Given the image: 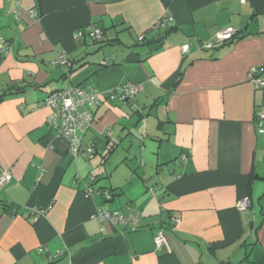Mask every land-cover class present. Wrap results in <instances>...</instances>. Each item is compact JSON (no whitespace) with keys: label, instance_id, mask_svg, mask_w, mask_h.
<instances>
[{"label":"crops","instance_id":"obj_1","mask_svg":"<svg viewBox=\"0 0 264 264\" xmlns=\"http://www.w3.org/2000/svg\"><path fill=\"white\" fill-rule=\"evenodd\" d=\"M92 26L102 42L76 41ZM229 27L240 39L204 48ZM0 37L14 43L0 52V93L23 88L0 103V170L13 175L0 264H264V88L249 79L264 75V0H0ZM60 53L73 70L53 66ZM68 84L140 87L93 109L89 159L47 124L42 102ZM141 137L150 154L132 151ZM100 208L129 223L100 222ZM161 231L169 250H156Z\"/></svg>","mask_w":264,"mask_h":264},{"label":"built area","instance_id":"obj_2","mask_svg":"<svg viewBox=\"0 0 264 264\" xmlns=\"http://www.w3.org/2000/svg\"><path fill=\"white\" fill-rule=\"evenodd\" d=\"M241 3H246L248 0H239ZM28 13L35 16L37 10L33 8L28 10ZM170 18L159 21L156 27L162 30L168 28ZM240 34L233 28L229 27L221 30L217 33L214 40L206 45L204 48L207 50L217 49L220 46L234 40ZM83 38H89L95 41L104 40V32L100 27L92 26L87 29L79 30L76 35V41H80ZM140 41L144 40V37L139 38ZM14 50V43L10 40H6L0 37V52L4 54H10ZM189 46H183L182 52L188 53ZM70 57L66 53H60L58 58L52 63L54 67L69 68ZM108 65L107 60L101 63V66ZM249 79L256 89L264 88V75H262L260 68L252 67L249 70ZM140 87L134 84H125L116 90L104 93L92 86H75L68 84L64 89L51 93L45 101L42 102L43 106H47L51 109V114L47 119V124L50 128L56 130L60 136L64 137L69 143L70 153L73 157L89 159L94 156L95 148L93 146H84L83 136L93 127L95 122V114L93 109L100 107L103 104L120 102H128L139 93ZM257 125L260 133H264V110L256 115ZM43 173L41 172V176ZM13 179V175L10 171L0 170V189L6 184L10 183ZM41 177L39 178L40 181ZM155 194V190H150ZM106 200H111L112 195L110 192H103ZM250 206L248 198H244L239 203V210L247 212ZM45 214V210H34L32 222L37 220ZM139 212L136 211V215ZM96 217L100 222H110L113 224H128L129 221L121 216L118 212H112L105 209H98ZM136 222L135 219L131 220ZM173 224L177 222L176 219H172ZM156 250L163 251L169 250V244L166 236L161 231L156 234L154 238ZM42 251V250H41ZM64 252H58L57 256H63Z\"/></svg>","mask_w":264,"mask_h":264},{"label":"trees","instance_id":"obj_3","mask_svg":"<svg viewBox=\"0 0 264 264\" xmlns=\"http://www.w3.org/2000/svg\"><path fill=\"white\" fill-rule=\"evenodd\" d=\"M168 32H169V30H167V32H165L163 34L164 35L163 38H165V36L168 34ZM238 39H240V36L236 37L234 40H232V41H230V42H228L226 44H231V43L235 42ZM93 41L96 42V43H99V42H102L103 40L102 41H95V40H93ZM71 63H72V61H70L69 68L73 70V67L71 66L72 65ZM22 89L23 88H16L14 86H11L10 88L2 91V93H0V103H2L8 96H12L13 94H15L17 92L23 91Z\"/></svg>","mask_w":264,"mask_h":264},{"label":"rangeland","instance_id":"obj_4","mask_svg":"<svg viewBox=\"0 0 264 264\" xmlns=\"http://www.w3.org/2000/svg\"><path fill=\"white\" fill-rule=\"evenodd\" d=\"M148 140V141H147ZM146 143H147V149H146V152L147 153H149L150 154V150L149 149H151V147H152V143L150 142V140H149V138H147L146 140L143 138V137H141L140 138V141L139 142H135L134 143V146L132 147V151H134L135 153L137 152H140V150H141V153H142V151L144 152V150H145V145H146ZM158 143L159 142H157L156 141V145H154V151L156 152L157 151V149H158Z\"/></svg>","mask_w":264,"mask_h":264}]
</instances>
